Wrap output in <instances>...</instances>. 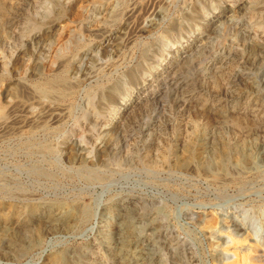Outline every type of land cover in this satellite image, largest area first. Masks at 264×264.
<instances>
[{
  "label": "rangeland",
  "instance_id": "rangeland-1",
  "mask_svg": "<svg viewBox=\"0 0 264 264\" xmlns=\"http://www.w3.org/2000/svg\"><path fill=\"white\" fill-rule=\"evenodd\" d=\"M0 1V213L39 214L25 240L0 237V264H53L65 253L66 264H95L96 257L114 264L93 244L101 222L113 228L118 209L131 203L136 227L159 255L155 264H264V53L253 49L247 63L236 30L203 24L226 12L225 0ZM50 24V43L31 40ZM200 37L208 48L178 64L175 52ZM218 58L232 64L212 70ZM239 71L245 76L227 78ZM60 89L64 98L54 94ZM120 100L133 103L125 121ZM115 118L114 147L104 150L101 134ZM193 124L231 150L243 142L253 158L244 167L231 159L220 171L197 158L177 167L172 149L187 158L178 138L189 137ZM54 211L65 213L66 230L45 231L42 218ZM36 232L42 238L30 242Z\"/></svg>",
  "mask_w": 264,
  "mask_h": 264
},
{
  "label": "bare ground",
  "instance_id": "bare-ground-1",
  "mask_svg": "<svg viewBox=\"0 0 264 264\" xmlns=\"http://www.w3.org/2000/svg\"><path fill=\"white\" fill-rule=\"evenodd\" d=\"M37 1V0H36ZM34 2V1H33ZM39 2V1H38ZM110 2V1H109ZM226 4V12L228 15H225V13L220 14L215 16L213 20H207L205 19L203 24L206 26L210 22L211 24L214 25L215 29L216 27L220 26L221 23H225L229 26V28H232L233 30H236V34L239 35L240 41L245 42L244 46H248L247 48L249 49V52L247 54V63L255 61V53L252 51L254 50H262L264 53V0H225ZM1 3V1H0ZM41 3V2H40ZM44 3V1H43ZM42 3V6H43ZM189 3V2H188ZM2 4V3H1ZM57 4V3H56ZM37 5V4H36ZM203 5V4H202ZM2 5H0L1 7ZM225 6V5H224ZM10 7V6H9ZM45 7V6H44ZM215 7V6H214ZM40 8V7H39ZM57 8V7H56ZM4 10V9H3ZM62 10V9H61ZM9 11V10H8ZM248 11H251L252 16L250 17V21H247L246 18L244 17V13H248ZM5 12V11H4ZM57 12V11H56ZM94 12V11H93ZM219 12V11H218ZM7 14V13H6ZM11 14V13H10ZM4 15V14H3ZM9 15V14H8ZM10 16V15H9ZM8 16V18H9ZM244 19L241 21L240 19ZM225 18L223 21L222 19ZM162 20V19H161ZM198 22V21H197ZM162 24V23H161ZM14 25V24H13ZM222 25V24H221ZM227 27V26H226ZM12 28V27H11ZM54 26L52 24L48 25L43 33H35L31 37L32 41L38 42L45 39L47 43H50V34L54 30ZM89 28V27H88ZM92 28V27H91ZM209 28V27H208ZM207 28V29H208ZM213 28V27H212ZM220 28V27H219ZM23 29V28H22ZM215 29H213L215 31ZM17 30V29H16ZM20 30V29H19ZM55 31V30H54ZM209 31V30H208ZM217 31V30H216ZM229 31V30H228ZM97 32V31H96ZM200 32V31H199ZM211 32V31H210ZM218 32V31H217ZM221 32V30L219 31ZM218 32V33H219ZM53 33V32H52ZM81 33V32H80ZM213 33V32H212ZM54 34V33H53ZM215 34V33H214ZM218 35V34H217ZM229 35V34H228ZM227 35V36H228ZM232 35V34H231ZM53 36V35H52ZM100 36V34H99ZM230 36V35H229ZM56 37V36H55ZM215 37V36H214ZM217 37V36H216ZM219 37V36H218ZM221 37V36H220ZM237 37V36H236ZM238 37V38H239ZM227 38V37H224ZM78 39V37H77ZM205 38H199L198 42L196 43L194 48H189L188 49H182L177 52H175L174 57H178L179 63L178 64H184L188 63L191 55L190 53L193 50H196L197 53L202 49L205 50L209 46V42L204 40ZM217 39V38H216ZM215 39V40H216ZM220 39V38H219ZM84 40V39H83ZM169 40V39H168ZM214 40V41H215ZM65 41V39H64ZM63 41V42H64ZM75 41V40H74ZM87 41V40H86ZM230 40H228L229 42ZM110 40L108 42H105V45H108ZM216 42V41H215ZM231 42V41H230ZM242 42V43H243ZM39 43V42H38ZM42 43V42H41ZM68 43V42H67ZM75 43V42H74ZM234 43H239L237 40H233L231 44ZM241 43V44H242ZM27 44V43H26ZM37 44V43H36ZM70 44V43H69ZM83 44V43H82ZM102 44V45H104ZM221 44V43H220ZM42 45V44H41ZM46 45V44H45ZM59 45V44H58ZM88 45V44H87ZM104 45V46H105ZM170 45V43H169ZM219 45V44H218ZM238 45V44H237ZM33 46V45H32ZM44 46V45H43ZM89 46V45H88ZM109 46V45H108ZM230 46V45H229ZM171 47V45H170ZM188 48V45L186 46ZM184 47V48H186ZM213 47V46H212ZM233 47V46H232ZM237 47V46H236ZM7 48V47H6ZM31 48V47H30ZM34 48V47H33ZM57 48V47H56ZM84 48V47H83ZM240 48V47H239ZM242 48H244L242 46ZM240 48V49H242ZM29 49V48H28ZM52 49V48H51ZM68 49V48H67ZM200 49V50H199ZM230 49V48H229ZM237 49V48H235ZM45 50V49H44ZM199 50V51H198ZM228 50V49H227ZM238 50V49H237ZM80 51V50H79ZM209 51V50H208ZM207 51V52H208ZM222 51V50H221ZM230 51V50H229ZM235 51V50H234ZM243 51V50H242ZM261 51V53H262ZM63 52V51H62ZM99 52V51H98ZM244 52V51H243ZM61 53V52H60ZM88 52L85 51L84 54L86 55ZM220 53V51H219ZM224 53V52H223ZM237 54V52H235ZM193 54V53H192ZM227 54V53H226ZM225 54V55H226ZM230 54V53H229ZM242 54V53H241ZM259 54V52H258ZM41 55V54H40ZM52 55V54H51ZM196 55V54H195ZM194 54L192 56H195ZM220 55V54H219ZM264 55V54H263ZM59 56V55H58ZM197 56V55H196ZM200 56V55H199ZM224 56V55H223ZM234 56V54H233ZM241 56V55H240ZM41 57V56H40ZM144 57V56H143ZM196 58V57H194ZM238 58V57H237ZM177 59V58H176ZM197 59V58H196ZM246 60V59H245ZM203 61V60H202ZM157 62V61H156ZM175 63V62H174ZM225 64H232L230 63L226 58H218L216 61H214L210 67L212 70H218L220 68H223ZM204 65V64H203ZM178 65H174L173 68L169 72L176 73V67ZM180 66V65H179ZM178 66V67H179ZM193 67V66H192ZM227 67V65H226ZM34 68V67H33ZM185 68V67H184ZM44 69V68H43ZM49 69V68H48ZM192 69V68H191ZM231 69V68H230ZM183 70V69H182ZM188 70V69H187ZM232 70V69H231ZM74 71V70H73ZM137 71V70H136ZM233 71V70H232ZM44 72V71H43ZM52 72V71H51ZM213 72V71H212ZM216 72V71H215ZM214 72V73H215ZM218 72V71H217ZM64 73V72H63ZM78 74V73H77ZM91 74V73H90ZM156 74V73H155ZM245 72L239 71L237 75H230L227 78L230 77L231 80H236L239 77L242 78L245 76ZM188 75V74H187ZM248 77V76H247ZM57 78V77H56ZM226 78V79H227ZM235 78V79H234ZM202 79V78H201ZM72 81V80H70ZM179 82V81H178ZM189 82V81H188ZM193 82V81H192ZM239 82V81H238ZM145 84H150L149 79H144ZM68 84V83H67ZM66 84V85H67ZM65 85V87H66ZM165 85V84H164ZM174 88L176 89H183L186 88V84H178L174 83ZM224 85V84H223ZM249 85V84H248ZM99 86V85H98ZM170 86V84H169ZM22 87V86H21ZM49 88V87H48ZM51 88V87H50ZM55 88V87H54ZM152 88V87H151ZM172 88V86H171ZM11 89V88H9ZM223 89V88H222ZM226 89V88H225ZM48 90V89H47ZM73 90V89H72ZM108 90V89H107ZM146 90V89H145ZM145 90H139L138 92L144 93L146 92ZM221 90V89H220ZM44 91V89H43ZM53 91V90H52ZM228 91V90H227ZM17 92V91H16ZM42 92V91H41ZM47 92V91H44ZM43 92V93H44ZM73 92V91H72ZM88 92V91H87ZM163 92V91H162ZM165 92V91H164ZM30 93V92H29ZM49 93V92H48ZM153 93V92H152ZM188 93V92H187ZM54 94L57 95L58 97L62 98L65 96V91L64 89H60L59 91L54 90ZM114 99L117 98L118 93L116 89H113L109 93ZM218 94V93H217ZM256 94V93H255ZM120 95V94H119ZM153 95V94H151ZM165 95V93H164ZM44 96V94H43ZM239 96V95H238ZM14 96L10 94H6L5 99L8 98L9 101L12 100ZM67 97V96H66ZM155 97H157V94H155ZM64 98V97H63ZM70 98V97H69ZM160 98V97H159ZM23 100V99H22ZM18 101V100H17ZM20 102V101H19ZM247 102V101H246ZM153 103V102H152ZM156 103V102H155ZM4 105V104H3ZM182 105V104H181ZM118 106L120 107V112H119V118L123 117V120L129 118V116L133 112V103H131L128 100H120L118 101ZM56 108V107H55ZM68 109V108H67ZM52 110V109H51ZM227 111V110H226ZM40 112V111H39ZM71 112V111H70ZM0 116L3 118L5 116L4 111L0 113ZM66 116V115H65ZM231 117V116H230ZM158 118V116H157ZM235 119V118H233ZM257 119V118H256ZM92 120V119H91ZM237 120V119H236ZM240 120V119H239ZM96 123H99V119H95ZM118 119H113L111 124H108L104 128V132L102 137V144L101 148L105 149H113L114 147V142L112 139L108 138L109 133H115L116 132V123ZM146 121V120H145ZM241 121V120H240ZM260 121V120H259ZM227 122V121H226ZM233 122V121H232ZM256 122V121H255ZM148 123V122H147ZM13 124V123H12ZM105 124V123H103ZM144 124V123H143ZM220 124V122H219ZM224 124V122H223ZM222 124V126H223ZM226 124V123H225ZM224 124V125H225ZM238 124V123H237ZM102 125V124H101ZM100 125V126H101ZM196 125V124H195ZM58 126V125H56ZM99 126V127H100ZM119 126V125H118ZM154 126V125H153ZM194 126V124H193ZM197 126V125H196ZM199 126V125H198ZM197 127H193L192 132L190 133L189 137H179L178 142L183 146V148L186 149L187 151V158L186 155L184 158L186 159H179L174 151L172 149L171 156L172 160L174 161L175 165L179 168H184L186 167L191 160H194L197 158L198 164L203 167L204 169H210L215 168L217 170H223L225 162L230 161L232 159V163H234L237 166H245L246 159L248 158H253L252 157V152H248L245 145L242 143H238L234 145L233 150L226 146L223 143V140L221 141L222 143L216 144L214 142V137L209 135V133L206 131V129H199ZM221 126V125H220ZM57 129V128H56ZM150 129V128H149ZM30 130V129H29ZM59 130V129H58ZM101 130V129H100ZM95 131V130H94ZM98 131V130H97ZM35 133V132H34ZM65 135V134H64ZM81 135V134H80ZM85 135V134H84ZM186 136V135H185ZM80 139H75L73 142V145L78 149L84 151L83 149V142ZM83 137V135H82ZM85 137V136H84ZM98 137V138H99ZM145 137V136H144ZM219 137V136H218ZM100 139V140H101ZM128 139V138H127ZM218 139V138H217ZM216 140V139H215ZM94 141L93 143H95ZM214 142V143H213ZM219 142V141H217ZM53 143V142H52ZM92 143V144H93ZM177 143V142H176ZM195 143H198L200 150L195 152L194 145ZM245 143V142H244ZM55 144V143H54ZM97 144V143H96ZM123 144V143H122ZM85 145V144H84ZM153 146V145H152ZM176 146V145H175ZM232 146V145H231ZM37 147V146H36ZM249 148V147H247ZM252 149V148H251ZM61 151V150H60ZM86 151V150H85ZM116 151V150H115ZM159 151V150H158ZM134 152V151H133ZM40 153V152H39ZM145 153V152H144ZM156 153V151L154 152ZM186 153V152H185ZM57 154V153H56ZM82 154V153H80ZM137 155V154H136ZM182 155V154H181ZM232 155V157H231ZM237 157H236V156ZM211 156V157H210ZM107 157V156H106ZM162 158L161 160L164 161L166 160V155L164 156L163 154L160 155ZM159 157V158H160ZM81 158H84V156L81 155ZM262 158V157H261ZM85 160L89 161V158ZM94 159V158H93ZM120 159V158H119ZM126 159V158H125ZM255 159V158H254ZM116 160V159H115ZM123 160V159H122ZM128 160V159H127ZM150 160V159H149ZM152 163L154 162V159H151ZM150 160V161H151ZM157 161V159H155ZM196 160V159H195ZM253 160V159H252ZM64 161V160H63ZM144 161V160H143ZM155 161V162H156ZM160 161V160H159ZM250 161V160H249ZM263 161V160H262ZM149 162V161H147ZM158 162V161H157ZM168 163V162H167ZM247 163V162H246ZM110 164V163H109ZM149 164V163H148ZM154 164V163H153ZM157 164V163H156ZM52 165V164H51ZM89 165V164H88ZM253 165V164H252ZM255 165V164H254ZM57 166V165H56ZM140 166V165H139ZM143 166V165H142ZM152 166V165H151ZM154 166V165H153ZM163 166V165H162ZM49 167V166H48ZM127 167V166H126ZM147 167V166H146ZM156 167V166H155ZM235 167V166H234ZM81 168V167H80ZM100 168V167H99ZM150 168V167H149ZM241 168V167H240ZM69 170V169H68ZM100 170V169H99ZM184 170V169H183ZM60 171V170H59ZM82 172V171H81ZM25 176V175H24ZM75 179V178H74ZM101 179V178H100ZM71 181V180H70ZM93 182V181H92ZM13 192V191H11ZM41 197V196H40ZM38 200V199H37ZM39 201V200H38ZM43 201V200H42ZM60 204V203H59ZM58 204V205H59ZM149 204V203H148ZM57 205V204H56ZM145 205V204H144ZM33 209V208H32ZM65 209V208H64ZM136 206L131 204H125L121 207V209H118V214L115 220V223L113 224V228H109V224L107 223V219L102 221L101 223V228H99L97 232V238H95L96 242L93 244L94 248H96V252L102 251L101 253L103 256H107L108 258L112 259L114 264H155L154 260L159 256L157 252L151 250L152 246V241L147 238L146 236L141 234V231L136 227L134 219L136 218V212H135ZM62 210V209H60ZM2 211V210H1ZM18 210H16L17 212ZM24 211V210H23ZM56 211V210H55ZM53 212L49 213L43 216L42 220L45 222L44 229L46 232H53V231H59V230H66L67 229V222H66V215L64 212ZM13 212V210H12ZM15 212V213H16ZM70 212V211H69ZM3 213V214H2ZM37 213V211H36ZM48 213V212H47ZM41 214V213H40ZM70 215V214H69ZM8 214L1 212L0 213V233H1V238L4 241H11L13 238H18V236H15L16 234L19 235L21 239L24 237L30 236L33 228L35 227L39 218L36 214L33 212H24V213H18L14 214L12 217H7ZM248 216V215H247ZM69 219V217H67ZM257 218V217H256ZM75 219V218H74ZM42 223V221L40 222ZM39 223V224H40ZM47 224L49 226H47ZM42 225V224H41ZM42 227V226H40ZM69 228V227H68ZM214 228L213 225L209 226V229ZM36 229V228H35ZM39 229V227H38ZM37 231V230H36ZM44 231V232H45ZM231 231V229H230ZM34 232V231H33ZM39 232V231H38ZM43 232V229H42ZM41 233V231H40ZM230 233V232H229ZM68 235V234H67ZM228 236V235H227ZM41 235L36 232L32 234L30 242H39ZM0 238V239H1ZM42 238V237H41ZM2 240V241H3ZM25 240V238H24ZM16 241V240H15ZM9 244V243H8ZM31 244V243H30ZM227 245V244H226ZM22 246V245H21ZM26 247V246H24ZM220 247V246H219ZM14 249V248H13ZM84 250V249H83ZM177 251V250H176ZM80 259V258H79ZM95 264H106L104 261H100L99 258H95ZM68 261V256L67 254H60V256L57 257L55 262L53 264H61ZM90 261V260H89ZM86 262V261H85ZM88 262V261H87ZM93 263V262H92ZM157 264V263H156ZM165 264V263H164ZM189 264V263H188Z\"/></svg>",
  "mask_w": 264,
  "mask_h": 264
}]
</instances>
